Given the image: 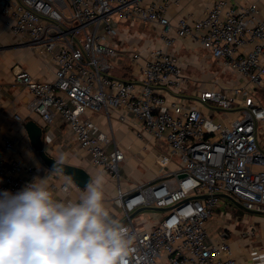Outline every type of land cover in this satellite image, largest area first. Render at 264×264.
<instances>
[{
	"label": "built area",
	"instance_id": "1",
	"mask_svg": "<svg viewBox=\"0 0 264 264\" xmlns=\"http://www.w3.org/2000/svg\"><path fill=\"white\" fill-rule=\"evenodd\" d=\"M181 1L0 0V15L20 44L33 47L54 65L52 80L16 66L15 80L30 96L28 110L39 114L44 126L60 116L91 162L117 181L114 201L122 213L112 216L127 218L123 225L134 236L128 264H246L233 249L232 228L237 230L239 215L234 217L230 209L222 212L220 228L213 233L207 224L220 194L264 212L259 127L264 104L256 93L264 88V0H208L201 16L185 15L172 24L168 12ZM120 20L154 24L161 45L120 47L114 41ZM176 39L194 41L234 72L238 82L233 90L196 86L171 49ZM123 57L134 67L133 78L112 73ZM190 82V96L183 95ZM103 108L109 114L120 110L123 122L130 115L139 120L143 131L166 143L158 156L162 166L178 157L177 168L164 169L154 182L124 189L120 163L125 153L117 146L106 150L110 137L89 116ZM13 117L24 120L18 113ZM19 144L20 136L10 133L0 142V194L15 195L33 182L34 166L14 156ZM198 195L206 196L186 201ZM144 206L171 208L166 215H144L140 222L130 217ZM240 233L250 239L259 228L247 223ZM252 256V264H264V252Z\"/></svg>",
	"mask_w": 264,
	"mask_h": 264
},
{
	"label": "crops",
	"instance_id": "2",
	"mask_svg": "<svg viewBox=\"0 0 264 264\" xmlns=\"http://www.w3.org/2000/svg\"><path fill=\"white\" fill-rule=\"evenodd\" d=\"M208 3V0H182L180 6L168 12V17L172 24H175L179 18L185 15L201 16L205 12ZM141 25H145V28L142 29ZM118 26L120 33L114 41L122 48L131 50L148 45H161V39L158 35L159 28L150 22L120 20ZM146 28H149V30ZM15 45H12L7 53H0V85H2L0 88V111L2 112L0 115V142L5 133L19 135L20 144L14 156L20 161L34 166L35 176L32 183L47 179L54 200L65 203L69 201L78 203L81 193L86 188L78 187L65 173L48 167L33 148L24 123L30 119H35L43 126L44 123L39 114L31 113L28 110L27 102L30 96L23 85L15 80V69L18 65L24 67L39 79L52 80L54 78V65L48 57H40L33 47L23 44H21L22 46ZM171 49L182 60L186 76L195 78L197 81L198 76L187 74L186 68L189 64H194L193 66L197 69L206 68L205 60L199 58V56L203 58L205 53L209 56L208 52L190 39H176L175 45ZM122 59L128 58L123 57ZM122 66L123 71H120L121 75H118L124 78H133L135 74L134 67L131 64L130 66L122 64ZM122 66L118 65L117 67L121 68ZM15 113L20 114L24 120L14 119L13 115ZM119 113L120 110H111L109 114L103 108L91 112L89 116L110 137V142L106 144V150L110 152L117 146L125 153V160L120 163V184L124 189H133L142 182H154L158 180L164 169L173 170L177 168L179 164L178 157H173L167 167H163L159 162V154L167 149V145L163 140L155 139L149 133L143 131L141 122L132 115L129 116V122L121 121L118 117ZM44 127V143L47 152L57 159L64 155L66 162L84 167L92 174L94 179L97 176H102L105 205L111 215L117 214L113 208L117 181L101 167L91 162L90 156L80 148L70 128L60 116H57L54 122ZM261 145L264 149V139L262 137ZM216 222L217 224L220 223L219 217L216 218ZM208 224L216 227L215 230L220 228L217 224L212 225L211 219ZM232 229L236 233L235 227ZM233 235L234 255L239 261L252 264V254L259 253V251L264 252V237L259 239H256V237L254 240L247 242L242 238H234L238 234Z\"/></svg>",
	"mask_w": 264,
	"mask_h": 264
},
{
	"label": "clouds",
	"instance_id": "3",
	"mask_svg": "<svg viewBox=\"0 0 264 264\" xmlns=\"http://www.w3.org/2000/svg\"><path fill=\"white\" fill-rule=\"evenodd\" d=\"M56 162L62 171L66 157ZM133 242L105 205L102 176L78 203L54 200L47 179L0 194V264H128Z\"/></svg>",
	"mask_w": 264,
	"mask_h": 264
},
{
	"label": "rangeland",
	"instance_id": "4",
	"mask_svg": "<svg viewBox=\"0 0 264 264\" xmlns=\"http://www.w3.org/2000/svg\"><path fill=\"white\" fill-rule=\"evenodd\" d=\"M144 26L145 25H141L140 27L144 29L145 28ZM146 29L149 30V28H146ZM14 44H16L17 46H22L20 44V40L14 35H12L10 31L6 28L4 18L0 15V53H5V52L7 53L10 47ZM204 56L205 57L203 58L202 56L201 57L199 56V58L205 60L207 64L206 68L197 69L193 66L194 64L192 65L189 64L186 68L187 74H190V75L196 74L198 76L199 79H197L196 86L200 85L201 87L206 88V87L213 86V85H220V86H224L225 88H227L228 91H232L238 82V76H236V74L230 71L229 69L223 68V66L218 61L210 58L209 56L206 55V53ZM121 63L124 64L125 66L126 65L130 66L129 59H123V62ZM122 64L120 65L122 66ZM120 71H123V68H120V67L118 68L115 66V69L114 70L112 69L113 74L121 75ZM193 87L194 85L190 82L189 87L187 88L186 92H184L183 95L190 96V92H192ZM256 91H257L256 93H257L258 100L264 104V88L262 89L258 88ZM238 107L239 106H236V108ZM259 127L261 131L260 138L262 137L264 139V123L262 122ZM115 191H116V187H115ZM113 208H114L115 213L117 214L122 213V208L118 206L117 204H114ZM228 209L232 211L234 217H236L237 215H239L240 217L239 226L236 230V233L235 232L233 233L234 235L238 234L237 236L239 237L233 235L234 238L244 239V237L241 236L240 231L244 229L247 223L249 224L255 223L256 226L259 228V234L257 236H253L250 239L245 238L247 242L254 240L256 237H257L256 239H259L260 237H264V215L252 214L240 208H236L235 205L229 199L224 198V197L220 198L218 209L217 211H215V213H213V216L211 217L212 225H216L217 224L216 218L219 217V215L222 212H225ZM166 214H167L166 211L161 212V211H156V210H144L140 212L139 214H137L134 218L135 220L140 222L141 217L144 215H151L153 217H158L159 215H166ZM257 218L259 219L257 220ZM151 219L153 218L151 217ZM226 220H228V222L233 224V221H234L233 218L227 217ZM207 228L212 233L216 229V227H212L211 224H207ZM214 236L219 237L217 232L214 233Z\"/></svg>",
	"mask_w": 264,
	"mask_h": 264
},
{
	"label": "water",
	"instance_id": "5",
	"mask_svg": "<svg viewBox=\"0 0 264 264\" xmlns=\"http://www.w3.org/2000/svg\"><path fill=\"white\" fill-rule=\"evenodd\" d=\"M24 127L28 133V136L31 140V144L33 148L38 152V154L40 155L44 163L48 167L53 168V169L60 167L59 165H57V162H56V160L58 159L50 155L45 149V143H44L45 127L42 124H40L38 121H36L35 119L27 120L24 123ZM62 169L63 170L61 172L65 173L70 178V180L80 188H86L88 183L94 179L92 174L87 169H85L84 167L78 166V165L65 162V164L62 166ZM205 196L206 195L191 196L186 201L190 200L191 198H202ZM220 196L229 199L238 208L246 212H249L252 214L264 215V212H261L258 210L247 209L240 201H238L237 199H235L229 194H220ZM170 208L171 207L144 206V207L138 208L133 213H131L130 217H134L144 210L167 211ZM126 221H127V218L121 220L120 223L124 224Z\"/></svg>",
	"mask_w": 264,
	"mask_h": 264
},
{
	"label": "trees",
	"instance_id": "6",
	"mask_svg": "<svg viewBox=\"0 0 264 264\" xmlns=\"http://www.w3.org/2000/svg\"><path fill=\"white\" fill-rule=\"evenodd\" d=\"M236 208H238V207H236Z\"/></svg>",
	"mask_w": 264,
	"mask_h": 264
}]
</instances>
